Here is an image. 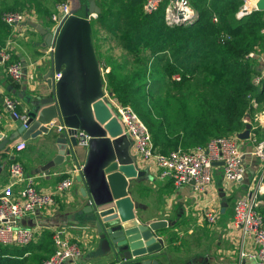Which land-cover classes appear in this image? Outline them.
Wrapping results in <instances>:
<instances>
[{"label":"crops","instance_id":"1","mask_svg":"<svg viewBox=\"0 0 264 264\" xmlns=\"http://www.w3.org/2000/svg\"><path fill=\"white\" fill-rule=\"evenodd\" d=\"M13 1L0 0V3L10 5ZM19 3L21 7V0ZM26 5L27 9L16 10L25 14V23L8 28L9 37L13 42L11 61H20L25 66V71L32 72L36 78L34 82H29L25 78L19 85L11 84L5 77L4 67H0V113L6 115L0 126V136L4 139L12 138L18 125L17 121L4 113L2 103L4 96L16 99L20 104V111L28 112L32 101L51 94L44 76L52 69V52L49 51L50 48L46 46L43 35L38 29L51 32L54 24L51 23V26L46 24L40 19L37 10L31 9L29 3ZM254 62L258 72L261 63L264 62V55L256 54ZM263 86L264 79L254 88L256 95ZM257 103V107L253 109L254 118L252 120L249 118L251 127L255 128V136L241 141L246 166V182L224 183L222 169L217 166L213 171L212 184L203 194H196L192 184L175 188L171 180L159 179L148 165L134 161L138 172L143 174L140 178L129 180L127 189L130 199L136 205V216L145 224L154 221L167 223V227L158 233L166 251V258L159 260L161 264H242L245 260L239 258L237 250L240 248L244 251L252 250L251 237L243 235L240 229L232 226L233 205H228L227 200L233 193H237V198L241 197L250 186H254L256 190H261L258 195L259 211L261 214L264 213V179L262 181L260 177L258 161L251 156L254 142L264 141V95L258 97ZM25 143L26 148L21 152H16L8 145L0 149V189L8 184L7 169L10 162H18L27 176H34L38 188L51 189L68 172L78 170L85 161V149L78 148L73 167L64 162L47 173H39L38 169L57 154L53 138L50 135H42ZM81 187V184L76 183L70 195L58 196L52 209L40 213L39 236L31 247L23 251L27 256L30 255L29 252L33 247L37 252L44 249L46 257L50 255L53 249L52 232L62 228L73 237L79 238L86 249L81 258L65 264H116L119 261L112 252L106 254L103 251L88 215H79L87 203V199L80 194ZM211 210L217 213L215 224H209L204 217L205 213ZM29 224V221L23 222L24 226ZM84 235L87 236L88 241L81 238ZM244 264L256 263L245 261Z\"/></svg>","mask_w":264,"mask_h":264},{"label":"built area","instance_id":"2","mask_svg":"<svg viewBox=\"0 0 264 264\" xmlns=\"http://www.w3.org/2000/svg\"><path fill=\"white\" fill-rule=\"evenodd\" d=\"M142 11L145 15L156 13L164 3H167L166 22L168 25H180L193 22L196 12L190 5V0H142ZM239 7L236 13L237 18H242L259 12L257 5L261 0H237ZM70 14L67 0L58 6L52 15L51 21L54 24L53 31H57L63 20ZM213 20L216 21L214 18ZM2 23L8 27H17L26 21L23 12L9 11L1 15ZM12 39L8 37L4 46L0 49V67H4L6 79L11 84L19 85L26 78L34 82L36 76L25 71V66L20 61H11ZM52 52V49H49ZM255 57L254 52L248 55ZM59 75L53 74L52 80L56 82ZM264 79V62L261 63L257 75L253 77L251 85L256 88ZM46 81V79H44ZM105 91V90H104ZM1 92V87H0ZM105 98L109 107L120 122L123 134L130 141V153L135 162H142L152 168L153 173L159 179L171 180L175 188L191 184L194 181L193 189L196 194H203L213 182V171L216 163H222V178L226 184H240L246 175L244 154L241 149L240 133L249 130V137L255 136V128L251 127L249 117H245L244 129L236 134L213 138L204 146L191 150L177 148L168 153H160L154 148L151 134L130 107L120 104L113 95L105 92ZM247 99L252 107L256 108V99L248 94ZM4 113L12 119L20 122L24 128L29 119L27 111H20L19 102L9 96L2 99ZM6 119V115L0 113V126ZM51 128L57 132L66 131L67 128L60 122L53 121ZM77 145L86 148L89 136L83 131L76 130L73 135ZM26 148L25 141L15 146L16 152ZM251 156L258 161L260 177L264 179V141L254 142ZM80 169L68 172L51 189H40L34 176H27L24 168L18 162H10L7 174L8 184L0 189V246L11 250L25 251L35 243L39 234L38 216L43 211H48L55 206L58 196L70 195L76 184V176ZM260 189L256 190L250 186L245 194L238 197L233 204L231 224L240 229L243 235L251 237L253 248L250 251L237 250L239 258L245 261H254L256 264H264V217L259 211ZM205 219L209 224H215L217 213L213 210L205 213ZM29 221L28 226L23 222ZM88 241L86 235L83 237ZM53 249L41 264H65L81 258L85 252L82 241L73 237L65 229H56L51 235ZM26 256L27 253H24Z\"/></svg>","mask_w":264,"mask_h":264},{"label":"water","instance_id":"3","mask_svg":"<svg viewBox=\"0 0 264 264\" xmlns=\"http://www.w3.org/2000/svg\"><path fill=\"white\" fill-rule=\"evenodd\" d=\"M67 2L70 11L81 4V0ZM257 8L264 12V0ZM38 31L52 49V69L44 76L51 94L30 103L33 113L28 114L27 128L17 121L12 138L0 136V149L7 145L15 148L22 141L50 135L57 154L38 169L39 173H47L64 162L73 167L76 150L84 149L77 145L73 135L76 130L86 133L89 136L86 157L75 178L82 185L81 196L87 199L79 215H88L103 251L119 258L116 264H161L159 260L166 258V251L158 233L167 223L145 224L136 216V205L128 195L129 180L143 174L136 168L128 137L105 100L90 19L70 13L57 31ZM53 74L59 75L56 82L52 80ZM53 121L62 123L67 130H53L50 127ZM238 137L248 139L249 130Z\"/></svg>","mask_w":264,"mask_h":264},{"label":"rangeland","instance_id":"4","mask_svg":"<svg viewBox=\"0 0 264 264\" xmlns=\"http://www.w3.org/2000/svg\"><path fill=\"white\" fill-rule=\"evenodd\" d=\"M65 1L21 0V7L19 0L13 1V5L0 3V49L10 35L8 27L1 21L4 12L22 10L29 3L31 9L37 10L40 19L51 26L52 15ZM142 2L81 0L80 6L70 11L80 18L90 19L103 81L107 79L106 74L111 72L116 82L130 84L136 104L150 111L154 119L164 118V113L176 119L180 113V103H187L193 113L205 112L208 106L207 111L214 118L215 109L221 102L215 78L206 71V67L216 62L209 33L236 48L249 45L254 55H264V27L259 25V19L264 21V14L257 12L237 18L236 0H190L191 7L197 13L194 21L168 25L165 11L167 3L156 13L146 16L142 12ZM208 22L219 26V35L208 27L207 30L202 28ZM187 51L189 56L184 55ZM168 63H173L178 69L190 63L193 66L187 73L192 75L185 81L179 75L168 77L164 71ZM105 100L109 105L108 100ZM254 110L240 120L241 124H244L245 117L254 118ZM32 113L29 107V116ZM243 181L246 182V175ZM237 196V193L231 194L227 204L233 205ZM31 250L28 251L30 255L23 254V261L13 260L3 264H41L47 255L45 250L37 252L34 247Z\"/></svg>","mask_w":264,"mask_h":264},{"label":"trees","instance_id":"5","mask_svg":"<svg viewBox=\"0 0 264 264\" xmlns=\"http://www.w3.org/2000/svg\"><path fill=\"white\" fill-rule=\"evenodd\" d=\"M259 22V25L264 27V21L259 19ZM207 27L219 35L218 25H210L209 22L202 25L204 30H207ZM211 36L210 44L215 49L216 62L206 67V71L215 78L221 102L215 109L214 118L209 115L208 106L205 112L193 113L187 103H180V113L176 119H172L166 113H164V118L154 119L150 111H145L139 104H136L130 84L116 82L111 72L106 74L107 79L103 81L104 90L111 93L120 104L130 106L136 112L148 128L154 148L160 153L165 154L179 147L191 150L206 145L213 138L241 132L244 124H241L240 120L253 110L247 99L248 94H252L257 99L256 101L260 95H264V86L256 95L251 85L252 78L257 74L254 59L248 57L254 52L251 46L245 45L239 49L209 33V37ZM184 55L189 56V51ZM176 61L183 62L180 59ZM187 64L178 69L173 63H168L164 71L168 77L179 75L185 81L192 75V73L188 74L187 70L193 65ZM23 254V251L0 246V264L13 260L23 261Z\"/></svg>","mask_w":264,"mask_h":264}]
</instances>
